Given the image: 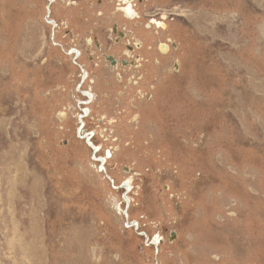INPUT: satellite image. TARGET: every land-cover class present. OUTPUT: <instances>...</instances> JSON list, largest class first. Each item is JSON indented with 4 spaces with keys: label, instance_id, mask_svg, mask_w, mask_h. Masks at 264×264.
<instances>
[{
    "label": "rangeland",
    "instance_id": "374dc122",
    "mask_svg": "<svg viewBox=\"0 0 264 264\" xmlns=\"http://www.w3.org/2000/svg\"><path fill=\"white\" fill-rule=\"evenodd\" d=\"M128 2L0 0V264H264V0Z\"/></svg>",
    "mask_w": 264,
    "mask_h": 264
},
{
    "label": "bare ground",
    "instance_id": "6f19581e",
    "mask_svg": "<svg viewBox=\"0 0 264 264\" xmlns=\"http://www.w3.org/2000/svg\"><path fill=\"white\" fill-rule=\"evenodd\" d=\"M127 1H129V0H127ZM50 2H51V1H50ZM50 2H49V3H50ZM48 8H49V7H48ZM152 22H154V21H152ZM81 72L84 74V71H83L82 69H81ZM83 80H84V76H83ZM83 93H84V94H82V95H84V96H86V97H87V95H90V94H89L88 92H86V91H83ZM90 98H91V97H90ZM88 102H89V101H88ZM86 103H87V102H86ZM86 103H85V104H86ZM83 111H84V110H82V112H83ZM82 112H81V113H82ZM84 113L86 114L87 111H84ZM83 116H84V115H81V116H79V118H80V119H81V118H84ZM87 116H88V115H87ZM81 130H82V129H81ZM81 137H82V138H85L86 141H87V143L91 146L92 143L90 142V137H89V135L83 133V134L81 135ZM92 145H93V144H92ZM94 148H95V147H94ZM94 148H92V149H93V151H94V153H95V152H97V151H95L96 148H95V149H94ZM96 150H97V149H96ZM99 162H100V163H104L105 161H104V159H100ZM102 165H104V164H102ZM101 170H103V169L101 168ZM103 171H104V170H103ZM123 186H124V185H123ZM124 187H125V186H124ZM134 224H135V223H133V227H135Z\"/></svg>",
    "mask_w": 264,
    "mask_h": 264
},
{
    "label": "flooded vegetation",
    "instance_id": "af4514ba",
    "mask_svg": "<svg viewBox=\"0 0 264 264\" xmlns=\"http://www.w3.org/2000/svg\"><path fill=\"white\" fill-rule=\"evenodd\" d=\"M130 3H131V2H130V0H129V2L127 3V7L125 6V7H121V8H120L121 12H122L125 16H128V17H129V16L131 17V16H133V14H134V12H131V11L129 10V9H130V6H131ZM71 53H74V56H75V57L78 55V53L76 54L75 51H72V50L70 51V54H71ZM76 58H77V57H76ZM78 65H79V64H78ZM79 66H80V70H81V69H82V68H81V65H79ZM81 73H82V72H81ZM80 86H81V85H80ZM80 86H79V87H80ZM79 92H80V91H79ZM86 92H88V91H86ZM80 93H81V94H84L82 91H81ZM90 95H91V94H90ZM90 95H89V96H90ZM82 103H83V102H82ZM81 111H82V110L80 109V113H81ZM107 158H108V157H107Z\"/></svg>",
    "mask_w": 264,
    "mask_h": 264
},
{
    "label": "water",
    "instance_id": "95a60500",
    "mask_svg": "<svg viewBox=\"0 0 264 264\" xmlns=\"http://www.w3.org/2000/svg\"><path fill=\"white\" fill-rule=\"evenodd\" d=\"M67 53H69V52H67ZM111 61H112V64H114V60L113 59H111ZM120 188H124L125 189V187L123 186V185H121V186H119ZM133 223L134 222H126V225L127 226H132L133 227ZM135 228H137V227H135ZM140 235V234H139ZM143 235H145V234H143Z\"/></svg>",
    "mask_w": 264,
    "mask_h": 264
}]
</instances>
